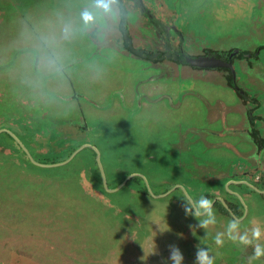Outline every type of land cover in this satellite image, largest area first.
Instances as JSON below:
<instances>
[{
  "label": "rangeland",
  "instance_id": "rangeland-1",
  "mask_svg": "<svg viewBox=\"0 0 264 264\" xmlns=\"http://www.w3.org/2000/svg\"><path fill=\"white\" fill-rule=\"evenodd\" d=\"M119 1L123 24L115 0H0V128L26 141L36 157H60L70 143L96 146L108 186L92 148L42 166L1 132L0 264H171L172 244L182 264H198L197 244L210 249L214 264H264V256L252 259L254 244L264 245V197L256 188L236 197L235 215L212 205L216 223L193 231L197 221L183 211V191L161 195L176 185H192L193 200L202 192L248 191L233 178L198 186L227 177L232 165L236 175L247 169L264 177L241 166L235 153L242 141L216 130L237 118L229 106L242 109L246 99L226 86V71H179L166 58L158 63L128 53L121 29L132 47L145 51L163 48L148 23L155 18L177 47L180 37L166 33L174 23L190 54L203 44L255 51L251 62L235 61L233 68L238 86L262 102L254 114L264 115V0ZM250 160L264 164V151ZM125 173L144 178L110 190ZM146 182L154 195L142 189ZM236 217L249 237L260 227L259 241L225 238L216 246L212 237Z\"/></svg>",
  "mask_w": 264,
  "mask_h": 264
},
{
  "label": "flooded vegetation",
  "instance_id": "flooded-vegetation-1",
  "mask_svg": "<svg viewBox=\"0 0 264 264\" xmlns=\"http://www.w3.org/2000/svg\"><path fill=\"white\" fill-rule=\"evenodd\" d=\"M137 2L139 3V5L141 4V0H137ZM141 7H142V9H145L143 6H141ZM145 11H147V10H145ZM147 12L149 13V11H147ZM147 17H148V15H147ZM148 23H149V26L151 28H153V34L159 33V35L157 34L158 38L156 41H158V43H159L161 40H163L160 42L163 45L162 50H158L157 48H155L152 50L145 51L144 49L140 48L139 51L141 52V54H135L134 52H131V50H129L128 48L126 49L123 45L124 49H126L128 53L133 54L136 57H144L145 59H148V58L151 59L150 57L154 56V58H155L154 60L158 63L159 62L161 63V61L164 60V58H166L167 60L173 62L177 66L179 71H181L182 66H185V68H191L192 70H195V71H206V70H212V69L220 70V71H222V70L226 71L227 72V74L225 76V81L227 84L226 86L233 89L236 92V94H238V95H239V93H241L246 100L244 102V105L241 106L242 109L244 107L243 110L240 109L239 107L237 109V106H238L237 104L229 106L233 112H236L238 114V116H236L237 118H234V119H231L228 121L225 119V121L224 122L222 121L221 125H219L217 127L218 129H216V130H222L223 132H225L224 134H232V135L234 134L233 135L235 138V139L233 138L234 140L242 141L244 143L245 146H242V148H241V146H239V148L237 149L239 151V152L237 151L239 154L235 153V155L239 156V158H241V159L243 158L245 161V163L241 166H245V168H247L248 166H252V168L259 169L260 172L263 171V173H264V167H262V166H264V164L262 162H261V165H256L255 163H254V165H252L251 160H250V158H252V157L254 160L258 159V154L262 153L264 151V136L262 135L264 133V115L260 114V113L254 114V112L256 110H258L262 107L261 106L262 102H260L255 97H250L246 92H244V90L241 87L238 86V82L236 81L235 72H234V68H233V64L235 61H238L239 65H242L241 64L242 60H246V61L251 60L252 57L255 56V51H250V50H246V49L236 50L235 48H229V49L217 48V49H215V48H211V46H209L207 44H206V46H205V44H203L201 46V48L198 49L199 50L198 53L190 54L187 50H185L183 48V45H182L183 43H182L181 39L184 38V36H182V32L178 29H176L174 31V29H175L174 23H173V26L169 27V30H167L169 33L168 32H166V33L168 35L169 34H175V35H178V37H180L177 47H173L171 45V43H169L168 37L164 36L165 35L164 32H165L166 28L164 27V25H162V23H160L158 21V19H156V18L151 19V21ZM160 36H163V37H160ZM132 48H136V47H132ZM136 49H139V48H136ZM240 52H244V54L239 56L238 54ZM180 55L183 57V60H182V58H180ZM199 55L214 56V57H216V58H218L224 62L231 61L233 70L227 66L203 68V67L192 66V65L187 63L188 57H196ZM159 56H162V57H159ZM248 62H251V61H248ZM230 73H232V76L236 82V86L230 85L228 83L227 76L230 75ZM248 98L250 100H248ZM228 123H231V124L236 123V124H240V125L239 126L236 125L235 127H232V126H227ZM205 133H207V132H205ZM211 134L215 136L213 131H211ZM202 140L203 139L200 137H198L196 139V141H202ZM243 140H246L248 143H251L253 145V149L250 150L251 153H250V151H248L249 149L247 148L248 147V145H246L247 143ZM203 143H204V140H203ZM186 148H188V147H186ZM214 163H217V162H214ZM200 166H203V165L200 164ZM214 166L219 167L218 164H214ZM231 167L232 168H230V171L227 172V177L223 176L222 178H218V179H215L213 181L202 180L203 183H201L198 186L199 187H206V183H208V185H210L209 188L214 187V185H216V187H217V184H216L217 181H220V184L222 183V186H223L224 183L226 181H228L229 178H233V179H236L238 184H241V183L247 184L248 185L247 186L248 191L240 192L239 190H236L233 193H230L228 195L224 194L225 195L224 197L216 195V194H211L210 192H204V193L202 192L201 194L195 195V197H196V199H199V197L201 195L206 196L207 198H209L210 200L213 201V206L216 204H219L220 206H223L226 209V211L228 213H230V215L231 214L235 215V212L240 210L239 202L236 199V197L241 198V197H243V194L244 195H247V194L251 195L253 193V191L255 190L254 188H256L257 192L261 196L264 197V193L262 192V191H264V177H262V176H258L257 178L253 177V176H251V173L249 171H247V169H244V171L241 175H236V173L234 172V165H232ZM183 168H186V167H183ZM207 173L210 174L209 170L207 171ZM202 181H200V182H202ZM180 186H182L186 190V192L188 194H190L189 189H192V185H188V186L176 185L173 188L174 189L180 188L182 190V188ZM194 186H196V185H194ZM259 187H262V188H259ZM182 194H183V196L185 195L184 191ZM226 195L230 196L231 199L227 198ZM221 199L224 201L226 206L223 204ZM241 212L242 213L239 217H241L244 214L243 207L241 208Z\"/></svg>",
  "mask_w": 264,
  "mask_h": 264
},
{
  "label": "clouds",
  "instance_id": "clouds-1",
  "mask_svg": "<svg viewBox=\"0 0 264 264\" xmlns=\"http://www.w3.org/2000/svg\"><path fill=\"white\" fill-rule=\"evenodd\" d=\"M182 208L186 216H192L197 221V224L191 227V230H196V228L206 229L209 225H214L216 223V215L213 210V201L207 198L206 196L201 195L199 199L193 200L190 195L185 192ZM191 201L195 206V212L189 208L188 202ZM241 220L239 217L234 219H230L227 223V226L223 232H216V234L212 237L213 242L216 246L222 247L225 243V238L227 240L232 241L233 243H238L242 245L252 244L254 241H259L261 237V229L259 226H255L251 229V237H249L248 231L240 232ZM207 235V232L204 233ZM171 250V255L167 258V260L171 261V264H182L183 255L181 254L179 248L172 244L168 246ZM197 249V262L198 264H214L215 257L210 255V249L206 247L195 246ZM154 252V248L150 253ZM264 256V245L257 242L254 244L252 259L259 258Z\"/></svg>",
  "mask_w": 264,
  "mask_h": 264
},
{
  "label": "water",
  "instance_id": "water-1",
  "mask_svg": "<svg viewBox=\"0 0 264 264\" xmlns=\"http://www.w3.org/2000/svg\"><path fill=\"white\" fill-rule=\"evenodd\" d=\"M187 63L192 65V66H197V67H203V68H210V67H219V66H227L229 68L232 69V64H231V61H228V62H224L214 56H210V55H199V56H196V57H188L187 58ZM233 70V69H232ZM1 132H7L8 134L11 135V137H13V139H15V141L18 143V145L21 147V149L24 151V153L26 154V156L28 157V159L37 164V165H42V166H54V165H60V164H63V163H66L68 162L76 153H78L80 150H82L83 148L85 147H90L92 148L94 151H95V156H96V162H97V166L99 167V171H100V175H101V179H102V182L104 184V186L107 188V182H106V177H105V174H104V170H103V167H102V163H101V160H100V151L99 149L94 146V145H91L89 143H83L81 145H79L77 148H75L71 154L64 160L62 161H58V162H53V163H42V162H38L37 160H35V158L32 156V154L30 153V151L27 149V147L24 145V143L16 136L15 133H13L11 130H9L8 128H0V133ZM136 175L135 173H132V174H129L127 175L117 186L111 188L110 190L114 191V190H117L119 189L120 187H122L127 181L128 179H130L132 176ZM142 176V175H140ZM143 177V176H142ZM144 178V177H143ZM146 188L148 190V192L152 193V190L150 188V186L148 185V183L146 182ZM182 188V190L184 191V193L186 192V190L180 186ZM174 188H171L169 189V191H166L164 194H161V195H166L168 194V192L172 191ZM264 193V191H262ZM187 193V192H186ZM153 194V193H152ZM188 194V193H187ZM154 195V194H153ZM161 195H156V196H161ZM189 195V194H188ZM221 201L223 202V204L226 206V204L224 203V201L221 199ZM189 203L191 204L192 208L194 210L195 209V206L192 204L191 201H189Z\"/></svg>",
  "mask_w": 264,
  "mask_h": 264
},
{
  "label": "trees",
  "instance_id": "trees-1",
  "mask_svg": "<svg viewBox=\"0 0 264 264\" xmlns=\"http://www.w3.org/2000/svg\"><path fill=\"white\" fill-rule=\"evenodd\" d=\"M115 2H116V4H117V6H118V8H119V12H120V18H121V23L123 24V20H124V17H125V10H124V8H123V5L120 3V1L119 0H115ZM121 29H122V31H123V34H124V47L127 49H129V50H131V52H134L135 54H141V52L139 51L140 49H136V48H132L131 47V44H130V42H129V37H128V35H127V28H123V25L121 26ZM244 54V52H240L238 55L240 56V55H243ZM149 56V55H148ZM159 57H162V56H159ZM180 58H182V60H183V57L180 55ZM227 78H228V83L230 84V85H233V86H236V82H235V80H234V78H233V76H232V73H230V75H228L227 76ZM10 136V135H9ZM14 141V140H13ZM24 142V141H23ZM26 142V141H25ZM24 142V145L27 147V145H26V143ZM82 142H80V143H70L69 145H67L66 147H63L62 148V151L64 152L63 153V155H61L60 157H51V156H47V155H41L40 157H36L35 156V154H33V153H31L32 154V156L34 157V158H36L39 162H42V163H53V162H56L59 158L60 159H62V158H64V157H67V155H69L75 148H77L80 144H81ZM18 147L21 149V147L18 145ZM22 150V149H21ZM92 150V149H91ZM22 152H23V154H25L24 153V151L22 150ZM94 155H95V153H94ZM55 158V159H54ZM29 160V159H28ZM128 175V173H125V175H123V177H122V179H121V181L126 177ZM131 179H134V180H136V181H142V177H140V176H137V175H134V176H132V178ZM120 181V182H121ZM119 182V183H120ZM142 189H144V191L146 192V193H148L147 192V189H146V186H145V184H143V186H142ZM188 207H191L190 205H189V203H188ZM221 207V209L223 210V211H225V212H227L226 211V209L223 207V206H220ZM191 209H193V208H191Z\"/></svg>",
  "mask_w": 264,
  "mask_h": 264
}]
</instances>
